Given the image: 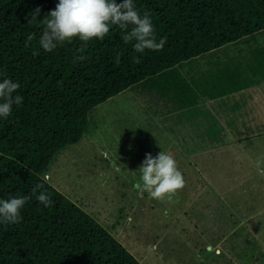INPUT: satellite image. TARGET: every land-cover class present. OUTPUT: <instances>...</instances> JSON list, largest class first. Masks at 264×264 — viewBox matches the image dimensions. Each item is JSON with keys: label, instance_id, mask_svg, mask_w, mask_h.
I'll use <instances>...</instances> for the list:
<instances>
[{"label": "trees", "instance_id": "obj_1", "mask_svg": "<svg viewBox=\"0 0 264 264\" xmlns=\"http://www.w3.org/2000/svg\"><path fill=\"white\" fill-rule=\"evenodd\" d=\"M58 3L0 0V82H18L13 96L23 97L0 117V199L31 196L19 223L0 222V264H142L44 176L61 151L81 141L90 114L128 90H154L175 111L195 115L202 97L224 98L250 88L253 77L264 79V0H133L141 15L150 14L157 42L167 38L163 50L143 53L123 41L117 25L103 39L77 37L46 52L38 43L41 22ZM241 43L248 50L232 60L237 69L212 62L199 69L206 56ZM208 133L220 129L212 124ZM40 184L50 206L33 192Z\"/></svg>", "mask_w": 264, "mask_h": 264}, {"label": "rangeland", "instance_id": "obj_2", "mask_svg": "<svg viewBox=\"0 0 264 264\" xmlns=\"http://www.w3.org/2000/svg\"><path fill=\"white\" fill-rule=\"evenodd\" d=\"M148 103L128 90L99 105L45 179L142 264H264V176L254 163L264 157V135L214 142L206 136L213 121L174 127ZM162 151L186 181L172 202L141 198L137 187L146 154Z\"/></svg>", "mask_w": 264, "mask_h": 264}, {"label": "clouds", "instance_id": "obj_3", "mask_svg": "<svg viewBox=\"0 0 264 264\" xmlns=\"http://www.w3.org/2000/svg\"><path fill=\"white\" fill-rule=\"evenodd\" d=\"M41 10L37 8L29 13V23L36 20ZM44 25L43 32L39 38V45L46 51L51 52L58 45L71 42L73 38L81 41H89L93 38L103 39L109 33L111 26L117 25L122 30V39L125 43L135 41L136 52L143 53L146 49L163 50L167 38H161L157 42L155 28L148 12L141 15L133 3V0H59L56 8L46 15L41 22ZM129 25L132 27L129 29ZM36 39V35L28 34L25 46H29ZM33 55H39L33 51ZM81 61L87 57L80 55L76 57ZM119 56L116 62L119 63ZM139 62V61H137ZM20 84L5 78L0 82V117L7 118L13 109V105H21L23 97L13 96ZM255 167L258 174L264 176V157L257 159ZM140 190L141 198L144 192L148 193L150 199L163 200L167 198L172 202L173 196L185 186V178L178 167L177 160L164 151L153 157L146 154V158L140 166ZM47 178V177H46ZM43 184L34 189L39 191L37 199L46 207L52 203L50 194L43 191ZM31 199V196L21 195L11 197L7 200L0 199V222L19 223L22 220L21 209ZM153 250L157 245H152Z\"/></svg>", "mask_w": 264, "mask_h": 264}, {"label": "crops", "instance_id": "obj_4", "mask_svg": "<svg viewBox=\"0 0 264 264\" xmlns=\"http://www.w3.org/2000/svg\"><path fill=\"white\" fill-rule=\"evenodd\" d=\"M263 40L262 37L260 41ZM232 46L235 47H231L230 49H227V47L226 49L218 51L213 56H206L205 59L200 61L201 68L199 69L201 71L208 70L210 62L214 64L218 63L219 68H225L226 64H232V67L237 69L234 64L238 62L233 63L232 60L238 56L241 57L242 53L245 54L248 47L244 43ZM223 51L226 54L222 53ZM187 70L190 69L187 68ZM247 73H249V71ZM249 84H252L250 88L224 98L211 99L209 97H202L199 100L197 108L200 109L201 112L197 111L195 115H185L182 111H175L168 98L154 90L152 92L142 89L132 90L137 92L140 97L149 101L147 104L148 108L154 109L155 104L158 106V108L154 109L157 110L155 111L156 117L167 116L166 121L177 123H170L172 126L178 127V125H180L182 128L185 125L199 127V118H207L213 121V124L217 125L220 129V133L218 134H209L207 131L206 136L209 137L207 138L213 141L212 139L217 137L219 141L228 142V139H226L227 136L234 140L244 141L247 139L250 140L253 136L259 138L264 135V79L261 78V80H257V78L253 77L251 81H249ZM219 103L220 107L218 106ZM209 104H213V110L208 109L206 105ZM143 108L145 112L149 110L146 107ZM218 118H222L224 122L221 123L217 120Z\"/></svg>", "mask_w": 264, "mask_h": 264}]
</instances>
